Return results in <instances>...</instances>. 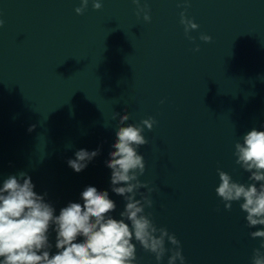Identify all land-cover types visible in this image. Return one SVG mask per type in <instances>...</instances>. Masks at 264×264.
I'll list each match as a JSON object with an SVG mask.
<instances>
[{"label":"water","instance_id":"1","mask_svg":"<svg viewBox=\"0 0 264 264\" xmlns=\"http://www.w3.org/2000/svg\"><path fill=\"white\" fill-rule=\"evenodd\" d=\"M145 4L148 22L132 0H102L100 10L90 0L82 15L80 0H0V185L26 172L54 215L82 204L81 192L94 186L109 191L119 218L125 202L111 191L105 166L116 113L129 115L124 126L152 117L148 144L138 149L139 179L156 189L145 212L175 234L185 264H251L256 229L239 203L226 210L215 189L217 169L250 183L234 144L252 128L264 130V0ZM182 12L199 25L188 35ZM97 148L83 171L68 166L76 151ZM55 236L50 229L51 254ZM136 248L135 264H157Z\"/></svg>","mask_w":264,"mask_h":264},{"label":"clouds","instance_id":"2","mask_svg":"<svg viewBox=\"0 0 264 264\" xmlns=\"http://www.w3.org/2000/svg\"><path fill=\"white\" fill-rule=\"evenodd\" d=\"M89 2L80 0L75 13L82 15ZM132 2L137 5V15L143 13L144 21H150L147 5L141 7L140 0ZM91 3L94 10L102 8V0H91ZM180 23L186 35L199 28L184 12ZM3 24L0 19V27ZM199 38L206 43L212 40L205 34ZM195 50L199 51V47ZM116 116L120 126L105 166L111 170V191L125 202L119 218L111 215L117 205L107 190L87 186L80 194L82 204L70 202L60 209L59 215H54V207L45 200L47 194L34 191L31 176L23 171L10 175L0 185V264H135L137 244L153 254L157 264L166 255L167 264H177V261L185 264L181 242L175 234L158 227L152 214L145 212L153 205L151 193L156 189L139 179L145 172V161L138 149L148 144L144 129L152 130L156 121L149 117L139 125L124 126L129 115L116 113ZM99 154L100 148L80 149L67 163L79 173ZM233 155L236 164L249 173L250 183L234 181L230 174L217 169L220 183L215 191L226 210L230 211L237 202L246 213L247 227L256 229L250 231V237L260 239L259 247L253 250L251 264H264V130L252 128L244 134L242 142L234 144ZM50 229L56 234L55 254H51ZM78 237H82L80 242Z\"/></svg>","mask_w":264,"mask_h":264}]
</instances>
